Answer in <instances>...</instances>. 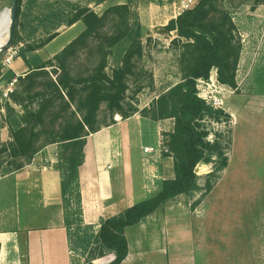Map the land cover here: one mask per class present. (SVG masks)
Listing matches in <instances>:
<instances>
[{
	"label": "trees",
	"instance_id": "obj_1",
	"mask_svg": "<svg viewBox=\"0 0 264 264\" xmlns=\"http://www.w3.org/2000/svg\"><path fill=\"white\" fill-rule=\"evenodd\" d=\"M107 1L112 0H98V4ZM134 1L127 0L124 5L111 6L101 16L88 8L76 9L64 25L70 28L80 22L84 30L53 59L30 68L24 78L15 79L11 71L3 76L0 72V81L16 80L20 91H13L9 98L22 110V115L16 116L9 102L0 103V110L3 109L5 113L4 117L0 115V130L7 127L11 139L10 142H0V178L21 171L45 147H60L56 168L61 174L60 191L68 243L71 252L82 250L84 264H94L95 260L107 254L114 255L109 264H121L128 255L127 228L138 225L174 199L191 197L201 191L195 173L198 165H213L208 176L214 180H218L228 165L230 136L228 141L218 134L212 142L208 138L212 134L211 123L226 124L230 117L223 110H214L200 99L196 86L198 80L207 81L211 72L216 70L220 85L233 90L237 88L236 70L241 45L232 36L234 26L230 17L217 10L215 0H200L193 8L169 21L165 30L177 36L172 42H184L179 57L182 79L161 93L149 109L138 111L131 107L126 110L129 80L136 74V62L143 57L141 26L137 21L130 24V4ZM22 2L18 0L12 45L22 41L19 33L20 19L25 16L21 10ZM263 2L255 0L256 4ZM52 16L56 17L51 15L47 18L50 20ZM58 36L53 31L43 42L34 45L27 43L25 49L20 51L19 58L30 67L26 54L44 48ZM123 41L130 42V45L124 52L120 66L108 74L107 60L111 50ZM83 51H89L96 61L84 74L75 75L73 64ZM51 75H55V79ZM103 105L111 118L119 115L127 119L139 113L154 122H172V130L163 134L162 142L168 150V154L163 155L173 160L174 177L164 180L156 195L135 203L117 216L101 220L97 232L92 227H85L88 232L82 236L76 235L77 240L73 242L72 226H84L79 169L84 162L86 139L101 129L98 116ZM14 117L18 118L16 123L11 122ZM223 141L226 142L225 146ZM212 189L210 180L206 181L203 194L192 208Z\"/></svg>",
	"mask_w": 264,
	"mask_h": 264
},
{
	"label": "crops",
	"instance_id": "obj_2",
	"mask_svg": "<svg viewBox=\"0 0 264 264\" xmlns=\"http://www.w3.org/2000/svg\"><path fill=\"white\" fill-rule=\"evenodd\" d=\"M71 28L74 27H70L69 31ZM72 40L74 39H69L65 44L52 49L56 43L55 39L44 47L45 51L54 56ZM251 44L252 47L256 46L255 43ZM261 48L260 57L254 60L245 57L243 48L239 67L244 63L248 66L244 80L245 92L238 93L241 83L236 82L238 89L226 97L223 111L230 117L232 151L239 147L240 158L247 159V154H252L253 159L264 161V41ZM9 71L14 74L15 79L24 78L29 72L21 58L14 60ZM259 78L262 81L261 90H255L254 84ZM8 85L9 82H0L1 94ZM15 90L20 91V88L15 87L13 91ZM11 92L8 93L6 101L14 109H21L19 105L11 102ZM0 113L5 115L3 109ZM117 117L114 123L101 126L97 133L86 139L84 162L79 169L82 221L95 232L101 220L117 216L135 203L156 195L162 182L174 177L172 158L160 152L162 136L172 130V122H154L139 113L127 119ZM10 141L8 129L4 127L0 130V142ZM145 148L153 149V152L144 153ZM57 154V145H49L38 152L21 171L0 178L1 191L8 192V198L0 199V264H84L85 258L79 253L71 252L68 243L60 191L61 174L56 168ZM230 154L231 150L227 156L226 169L230 165ZM225 170L221 173V179ZM229 187L231 190H226L219 182L193 212L187 208L185 216L188 218V224L183 230L190 232L189 236L196 240V245L203 243L207 246V238H212V235L215 239L222 237V225L225 224L223 212L229 202L227 199L231 200L230 194L224 195L222 192L233 193L231 191L237 190V185ZM214 193L215 205L211 201ZM254 193H262L264 200L263 190ZM182 197L186 196L174 199L138 225L125 230L128 255L121 264L172 263V260L168 259V252L170 235L174 228L173 223L170 225L169 221L173 213L182 208L180 205L175 206ZM250 198L252 196L247 195L242 197V200ZM233 201H238L237 195ZM253 204L254 208L250 210L249 203H244L243 207H246L247 211L244 210L243 214L250 216L252 213L254 218L259 219L255 224L256 230L253 228L255 235L252 233V239L247 240L245 248L239 247L238 255L234 253L231 260L227 259V264H255V250L260 245L256 240L261 241L260 247L264 248V203L258 201ZM189 205L188 203L187 207ZM259 224L263 225L262 229ZM234 229L237 227L231 231ZM213 243L216 248L218 244L216 241ZM203 254L205 258L196 264H220L219 257L215 259L210 253ZM216 255L218 256L217 253ZM113 259V254H107L93 263L109 264Z\"/></svg>",
	"mask_w": 264,
	"mask_h": 264
},
{
	"label": "rangeland",
	"instance_id": "obj_3",
	"mask_svg": "<svg viewBox=\"0 0 264 264\" xmlns=\"http://www.w3.org/2000/svg\"><path fill=\"white\" fill-rule=\"evenodd\" d=\"M181 1L182 0H135L132 4H130V24L133 25L137 21L142 30L141 43L143 47V57L138 63L136 62L137 69L134 71L136 74L129 80V89L126 93L125 100L126 110L131 107L137 109L138 111L149 109L151 103L161 93L181 81L182 68L179 62V57L182 53V45L184 42H172L177 39L176 34L174 32L169 33L165 30V26L168 22L178 17V8L180 7ZM190 1H192L195 6L200 0ZM126 3L127 0H112L102 4H98V0H23L21 10L25 15V18L23 17L20 19L19 27V33L22 41L16 45H12V47H19V45L22 44L23 47L20 48V51H22L25 49L27 43L34 45L35 43L43 42L50 34L53 33V31H55L58 35H63L55 38L56 43L52 47V49H54L55 47L65 44L69 39H75L80 32L84 30V26L80 22L73 25L74 28H71L72 30L70 31V28L64 25L67 19L70 18L71 13H73L76 9L88 8L97 15L101 16L107 8L114 5H124ZM194 6H192V8ZM215 6L218 11L228 14L230 17L231 23L234 26L232 36L234 41L241 45V52L244 51L243 48L245 49V57H249V59L252 60L258 59L262 51L261 45L264 41V2L262 4H256L255 0H215ZM8 9V0H1L0 14L3 12L5 13ZM8 15L0 21V34L5 33L7 30ZM51 15H56V17L52 16L49 20L47 16ZM56 26L58 27L56 28ZM5 37H7V34H5ZM251 43H255L256 46L252 47L253 44ZM129 45L130 42L123 41L111 50V55L107 60L106 72L108 74L111 73L112 69L120 66L124 52ZM6 53L0 55V72L2 76L5 75L12 66L4 68L2 65V61L5 58ZM51 55L52 54L45 51V48L32 53H27L26 57L30 64V67L27 66L28 70L53 59L55 55ZM94 57L95 56H92L89 51L81 52L79 59L73 64V73L75 75L84 74L85 71L91 69L96 61ZM15 60H17V58ZM257 67H259V65ZM247 68L248 66L246 63L239 67L238 62L236 82L241 83L238 93L245 92L244 80L246 78ZM214 72L216 73V70L212 71L213 74ZM257 73L260 76V72L257 71ZM51 77L55 79L56 76L51 75ZM1 81L8 83L5 80ZM208 81L209 79L205 82L208 83ZM14 82H16V80L11 82L14 87L11 86V83L9 82L6 90H2L4 92H2V94L0 93V102H5L7 100L9 89L13 92V89L18 87L17 83ZM261 82V78L255 81V90H261ZM214 83V86L209 88V92H211L212 95H215L216 92L220 93L222 91L224 100L227 96L236 92L235 89L233 90L220 85L217 82V77ZM201 86L203 90H206L204 85ZM15 112L16 116L22 115L20 108H18V110L15 109ZM1 116L4 117L5 115ZM116 116H118L117 118L120 117L119 115H114L113 118H111L103 105L98 116L100 126L112 124ZM13 121L16 123L18 118L14 117L11 119V122ZM59 123L60 122L56 123L55 126L57 127ZM210 129L212 134L209 136L208 141L212 142L215 139L216 134L220 135L223 140L228 141L227 139L230 136V121L226 124L211 123ZM223 143L225 146L226 142L223 141ZM153 149H156V147H153ZM238 149L232 151L230 148L229 151H227V153H229L231 150L229 157L230 165L225 170V175L222 179V174H220L218 180H214L208 176V174H210L213 170V165H206V168L205 165H198L195 173L198 177V184L201 187V191L196 192L191 197H182L177 203H175V206L180 205L182 208H179V212H174L172 219L169 221L170 225L171 222L173 223L172 228H174L169 240L170 251L168 252V259L172 260L171 264H196L197 261H202L205 258L203 252H205V254H212L211 257H215V259L219 257L220 264H227V259L231 260L234 253L238 255L237 252H239V247L245 248L247 240L252 239V233L255 235L253 228L255 229V224L259 222V219L254 218L252 213L250 216L243 214L247 211L245 210L247 208L243 206L244 203H249V208L251 210L255 205L253 203L258 201L264 203L263 194L254 193L259 190L264 191V161L260 159H253L252 154H247V159H242L240 158L241 154L238 153ZM59 152L60 147L57 145V153ZM208 180L212 183L213 188L216 184L221 182L222 187H225L226 190H231L229 187L230 185H237V190L236 192L231 191L233 193L222 192L224 195L230 194L229 197L231 198V200L227 199L229 202L227 203L226 211L223 212V219L225 222V224L222 225L224 230L221 232V235L222 233L223 235L222 237H217V239L213 238V235L212 238L211 236L208 237L206 241L207 243L205 242L207 246H204L203 243H198L196 245V240L189 236L190 232L186 233V230L184 232L183 228L185 229L188 224V218L185 216L187 214V208L192 212L194 211L192 205L203 194V187L205 182ZM236 195L238 201H233ZM247 195L252 196V198L249 200L246 199V201L242 200V197ZM206 196H208V194L205 195L203 199H205ZM1 198H8V192H3L0 189V199ZM211 201L215 205V193ZM188 203L190 204L189 207H187ZM183 206H185V209H183ZM165 216L169 215L165 214ZM253 223L254 225H252ZM258 226L260 229L263 227L262 224H259ZM85 227L90 226L84 225L80 227L77 224L72 226L71 234L74 236L73 242H76L77 240L76 235L82 236L85 232H88L85 230ZM236 227L237 229L231 231ZM215 241L218 244L216 248L213 247V242ZM256 242L261 245V241L256 240ZM260 245L259 248L256 247L255 250V264H264V248H261ZM215 250L217 251L216 253L218 256H215ZM77 252L80 255L83 254L82 250H78Z\"/></svg>",
	"mask_w": 264,
	"mask_h": 264
},
{
	"label": "built area",
	"instance_id": "obj_4",
	"mask_svg": "<svg viewBox=\"0 0 264 264\" xmlns=\"http://www.w3.org/2000/svg\"><path fill=\"white\" fill-rule=\"evenodd\" d=\"M192 6H194V3H192V1H184L182 0L180 3V7L178 8V15H180L182 12L186 11V10H190L192 8ZM23 45L20 44L19 47H11L8 51H6V56L2 61V65L4 66V68H8L12 65V63L14 62V60L16 58H19V53H20V48H22ZM216 76V73H215ZM216 78V77H215ZM211 76L209 78L208 83L205 82L204 80H198L197 81V92H198V97L200 99H202L203 101H205V103L207 105H209L210 107H212L214 110H223V102L222 100H224V96H222V91L220 93L216 92L215 95H212L211 92H209V88L214 86V82L210 83ZM216 80V79H215ZM15 81V80H14ZM204 85L206 90H203L202 86ZM11 86H13V83H11ZM12 90L9 89L8 93L11 92ZM207 91V92H204ZM221 97V98H220ZM163 141V140H162ZM144 153H152L153 149H149V148H145ZM160 152L162 154H168V150L167 148L164 147L163 142H161L160 144Z\"/></svg>",
	"mask_w": 264,
	"mask_h": 264
},
{
	"label": "water",
	"instance_id": "obj_5",
	"mask_svg": "<svg viewBox=\"0 0 264 264\" xmlns=\"http://www.w3.org/2000/svg\"><path fill=\"white\" fill-rule=\"evenodd\" d=\"M9 9L8 12V38L7 40L0 45V55L6 53L13 44L14 41V34L16 31L17 25V14H18V0H8ZM4 15V12L0 14V18ZM202 165H206L202 163Z\"/></svg>",
	"mask_w": 264,
	"mask_h": 264
},
{
	"label": "bare ground",
	"instance_id": "obj_6",
	"mask_svg": "<svg viewBox=\"0 0 264 264\" xmlns=\"http://www.w3.org/2000/svg\"><path fill=\"white\" fill-rule=\"evenodd\" d=\"M9 25V24H8ZM5 34H7V37H5ZM8 38V27L5 33L0 34V45L3 44ZM211 82H215V73L213 74L211 72ZM201 165V164H200ZM206 168V165H205ZM201 170V169H200ZM198 173V172H197Z\"/></svg>",
	"mask_w": 264,
	"mask_h": 264
}]
</instances>
